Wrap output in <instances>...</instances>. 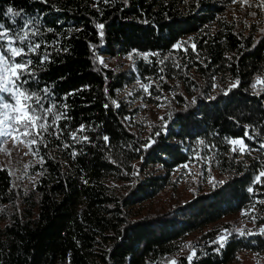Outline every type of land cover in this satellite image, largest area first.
<instances>
[{
    "label": "trees",
    "instance_id": "16d2710c",
    "mask_svg": "<svg viewBox=\"0 0 264 264\" xmlns=\"http://www.w3.org/2000/svg\"><path fill=\"white\" fill-rule=\"evenodd\" d=\"M235 3L0 0L4 75L16 47L57 106L2 109L32 162L0 156V264H264V0Z\"/></svg>",
    "mask_w": 264,
    "mask_h": 264
},
{
    "label": "snow or ice",
    "instance_id": "6c2138e0",
    "mask_svg": "<svg viewBox=\"0 0 264 264\" xmlns=\"http://www.w3.org/2000/svg\"><path fill=\"white\" fill-rule=\"evenodd\" d=\"M12 15V16H18L20 15L19 12H14L12 7H8L6 11V15ZM31 22H28L24 25V28L27 29L28 25ZM3 25H0V49L3 48V40L9 35L7 31L3 30ZM98 28H103L102 24L97 25ZM102 35V34H101ZM27 39V32L23 36H17L16 40L19 41L21 45L24 44L25 40ZM14 41L10 40L9 45H11ZM41 46L39 44L36 45V48H40ZM11 77L12 79H9L8 76L4 75V73L9 71L8 68V60H5V56L7 53H0V93L5 94V100H8L10 102L8 103H0V109L8 110L11 108L14 112H19L20 115L16 117L17 122L19 121H33V120H44V123L39 124V129L42 130L46 134H50L52 130V125L50 121L53 120L52 113L57 108L56 105H53L52 107H47L43 105V100L47 97L48 89H44L45 96H40L35 93H30L26 89V85L30 82L29 77L30 73L25 68V63L31 64V60H25L24 56L22 55L21 51H19L16 47H11ZM27 51L29 53H32L35 51L31 47V45L27 46ZM147 59V55L145 56ZM19 70V71H18ZM23 98V100L21 99ZM11 101L15 102V107H13ZM115 103V102H114ZM119 107V105H117ZM29 112L32 113V115H29ZM43 113L41 116L40 113ZM60 116L56 115L54 117L55 121L60 120ZM3 121L0 120V124H2ZM43 125V126H41ZM22 127L24 129H28V124H23ZM81 131H83V128H81ZM0 135H3V133H0ZM25 137H30L32 139H35V137L28 131H25L24 133ZM247 135V134H246ZM73 137H75V134L73 133ZM87 139V137H85ZM105 141H108L109 138L107 136L104 137ZM202 143V142H201ZM230 143L232 145H239V151L243 152L245 149V146L243 144L242 140H231ZM262 148H264V145H261ZM233 151H236L234 148ZM261 175H264V172L261 173ZM256 180L259 181L260 177H256ZM249 191H252L251 188H249ZM241 235L244 233L241 232ZM218 241H213V243H217ZM223 247V244L220 245ZM189 261L192 260V256H189L187 258Z\"/></svg>",
    "mask_w": 264,
    "mask_h": 264
},
{
    "label": "rangeland",
    "instance_id": "374dc122",
    "mask_svg": "<svg viewBox=\"0 0 264 264\" xmlns=\"http://www.w3.org/2000/svg\"><path fill=\"white\" fill-rule=\"evenodd\" d=\"M236 7L241 6L242 4H244V2H247V6L250 8V10H253L252 6L257 5L256 0H234ZM241 2V3H240ZM251 4V6H250ZM99 61H101L102 63H106L107 65H111V60L108 59H102L101 56H98ZM121 60L123 61H128L129 58L128 57H124L121 58ZM10 101H6L5 103H8ZM0 103H3V100L0 99ZM13 107H15V102L11 101ZM11 109V108H10ZM9 109V110H10ZM16 114V112H15ZM4 118V113L2 111V109H0V120L3 121ZM21 133V134H20ZM21 136H23L22 131H20L19 133L16 134V138H21ZM13 148H15L13 150ZM13 148L10 149L9 151L6 150V152L4 154H1V158L7 160V162L10 164L11 168H22L27 167V165L30 164V162H32L31 158L28 155V152L25 150L24 146L21 144H18V142L15 140L13 142ZM28 181H30V179H28Z\"/></svg>",
    "mask_w": 264,
    "mask_h": 264
}]
</instances>
